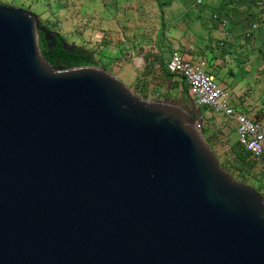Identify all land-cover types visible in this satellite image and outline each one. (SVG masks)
Segmentation results:
<instances>
[{"label":"water","instance_id":"obj_1","mask_svg":"<svg viewBox=\"0 0 264 264\" xmlns=\"http://www.w3.org/2000/svg\"><path fill=\"white\" fill-rule=\"evenodd\" d=\"M40 32L79 48L0 3V264H264V195L221 165L202 108L54 67Z\"/></svg>","mask_w":264,"mask_h":264},{"label":"crops","instance_id":"obj_2","mask_svg":"<svg viewBox=\"0 0 264 264\" xmlns=\"http://www.w3.org/2000/svg\"><path fill=\"white\" fill-rule=\"evenodd\" d=\"M90 1L81 0L84 12L92 8ZM117 1L112 11L105 9L104 15L113 19L120 7V74L131 76L135 89L148 68L153 73L148 78L159 77L161 86L156 85L157 89L175 92L176 100H185L191 106L184 79L167 75V62L177 50L202 65L229 90L238 110L264 115V81L256 78L259 91L255 95L247 84V78L255 77L254 69L259 75L264 72V28L249 30L262 12L254 0H205L203 4L196 0ZM223 19H229L228 25H223ZM153 86L150 84V88ZM157 96L165 98L159 92L151 97ZM201 116L230 119L205 108Z\"/></svg>","mask_w":264,"mask_h":264},{"label":"rangeland","instance_id":"obj_3","mask_svg":"<svg viewBox=\"0 0 264 264\" xmlns=\"http://www.w3.org/2000/svg\"><path fill=\"white\" fill-rule=\"evenodd\" d=\"M91 1L92 8H89L85 12L81 9V0H0V3L30 9L38 14L43 24L49 25L62 33L69 42L75 43L78 47L85 46L95 50V56L100 61L98 65L93 66L100 68L106 66L108 71L119 77L133 89L134 80L131 79V76L120 74V7L119 10L116 11L113 19L104 15L105 9L108 8V11H112V8L115 7V3L118 4V1ZM102 30H106L109 33H104ZM38 37L40 39L39 35ZM60 66H62V64H60ZM260 73L261 75L257 73V69H254V79L247 78V84H250L252 87V93H254V95L259 91L256 78L260 77V80L262 79L264 81V72ZM158 79L159 77L157 78L156 76L152 79L148 78L147 95L150 98H154L151 96L159 92L164 95L165 98L176 100L175 97L177 94H175V92L170 93L167 89H157L156 85L161 86V82H159ZM154 80H156V82H154ZM150 84L154 86L150 88ZM134 90L136 91L135 88ZM259 93L261 94V91ZM179 104L184 105L186 101H179ZM248 115L255 118L258 114L248 113ZM260 121L264 126V118L260 119ZM202 127H204V130L207 129V132L204 133V139H207L209 145H212L216 150L218 156L221 158L222 166L235 178L241 177L242 174L245 175L249 180L246 182L251 183L257 189L259 188L264 194V161L258 163L253 169L243 167L242 171L239 169L242 163L231 154L230 145L234 143L233 134L237 128L236 121L224 118V116H214L203 119Z\"/></svg>","mask_w":264,"mask_h":264},{"label":"built area","instance_id":"obj_4","mask_svg":"<svg viewBox=\"0 0 264 264\" xmlns=\"http://www.w3.org/2000/svg\"><path fill=\"white\" fill-rule=\"evenodd\" d=\"M262 12L250 24V31L264 28V0H254ZM205 0H196L197 4H203ZM233 15H230L231 18ZM218 18V15H215ZM224 26L229 19H223ZM247 32L249 35L251 32ZM167 67L172 73L180 75L188 85L190 97L198 107L211 110L214 113L225 115L237 123L239 141L254 156L264 154V126L262 122L255 121L243 111H240L232 103V94L222 87L214 76L202 65L194 63L184 57L179 51L174 50L167 62ZM201 129V125L197 124Z\"/></svg>","mask_w":264,"mask_h":264},{"label":"trees","instance_id":"obj_5","mask_svg":"<svg viewBox=\"0 0 264 264\" xmlns=\"http://www.w3.org/2000/svg\"><path fill=\"white\" fill-rule=\"evenodd\" d=\"M39 36H40L39 43H40L42 53H43L44 57L48 61H50V63L52 65H54V62L58 61L60 64L64 65L65 68H70V67L85 66V65H92V66L98 65V63L100 61L99 59L96 58V56H95L96 51L93 49H89V48L83 46V47H79V48L75 49L74 51H71V50L65 49L63 47V44L60 41L57 43V45L54 48L49 49L48 46L46 45L44 39H43V33L42 32L39 33ZM152 75H153V73L148 68H146L145 71L142 73L141 78L139 80V83L136 86V91L139 92L141 95L147 94V92H148V82H147L148 77L152 76ZM167 75L168 76H180L177 73H172L168 69V67H167ZM185 89L188 90V85L186 82H185ZM256 114H258V115L255 116L254 120L261 122L260 119L264 118V115L261 112L256 113ZM205 130H206L205 132H207V129H205ZM233 137H234V143H232L230 145V149L232 152L231 154L234 155V157H236V159L242 163V166H239L240 170H242L243 167H248L249 169H253L258 163L264 161V154L260 157H256L250 151H248L244 147V145L241 144V142L239 141V135H238L237 128L235 129ZM206 141H208V140L206 139ZM210 146L213 148L212 145H210ZM219 159H220L221 165H223L220 157H219ZM242 171H240V172H242ZM236 178L243 180V181H249L246 178V176L243 174L241 177H236ZM258 190L260 191L259 188H258Z\"/></svg>","mask_w":264,"mask_h":264},{"label":"flooded vegetation","instance_id":"obj_6","mask_svg":"<svg viewBox=\"0 0 264 264\" xmlns=\"http://www.w3.org/2000/svg\"><path fill=\"white\" fill-rule=\"evenodd\" d=\"M45 25V24H44ZM49 28H52V27H50L49 25H47ZM53 29V28H52ZM55 30V29H54ZM57 31V30H56ZM62 35V34H61ZM63 36V35H62ZM64 37V36H63ZM58 38H59V36H58ZM58 42H59V40H58ZM57 42V43H58ZM46 43V42H45ZM57 45V44H56ZM54 67H58V66H60V63L57 61V62H54V65H53Z\"/></svg>","mask_w":264,"mask_h":264}]
</instances>
